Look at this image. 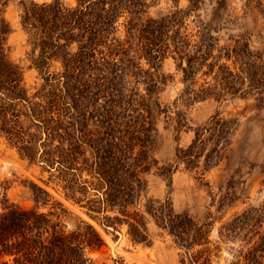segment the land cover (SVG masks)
I'll return each mask as SVG.
<instances>
[{
  "label": "trees",
  "instance_id": "trees-1",
  "mask_svg": "<svg viewBox=\"0 0 264 264\" xmlns=\"http://www.w3.org/2000/svg\"><path fill=\"white\" fill-rule=\"evenodd\" d=\"M171 1L173 8L156 17L148 16L154 0L24 2L19 21L36 71L28 86L9 55L8 0H0V140L47 175L43 186L29 184V209L10 203L2 188L0 264H94L89 254L105 245L102 236L80 218L69 229L70 213L56 195L107 233L125 228L134 245L151 246L154 227L178 250V264H215L222 245L227 264H264V197L221 223L211 239L222 219L215 215L241 199L234 177L216 193L205 184L203 220L147 197L153 170L169 182L183 165L203 179L228 158L240 127L239 118L217 112L192 129L185 113L174 111L176 130H192L193 140L159 168L156 150L170 113L160 103L164 60L181 75V102L241 100L264 108V58L250 37L224 40L208 27L198 12L210 0H186L184 9L182 0ZM257 6L261 0H244L247 11Z\"/></svg>",
  "mask_w": 264,
  "mask_h": 264
},
{
  "label": "rangeland",
  "instance_id": "rangeland-1",
  "mask_svg": "<svg viewBox=\"0 0 264 264\" xmlns=\"http://www.w3.org/2000/svg\"><path fill=\"white\" fill-rule=\"evenodd\" d=\"M46 2L49 0H8L5 18L10 24L11 34L8 38L10 58L18 63L25 72L28 86L36 83V71L32 68V48L27 35L20 25L19 16L22 4L29 2ZM187 1L182 0L179 8L184 9ZM173 8L171 0H154L148 10V16L156 17L168 13ZM201 20L210 28L219 31L218 35L226 40L229 35L246 34L250 37V44L254 50L263 53L264 58V0L261 6L250 11L244 8V0H210L198 12ZM233 20V21H232ZM193 18L188 21V28H194ZM162 72L167 77V87L160 95V103L170 109L168 119L161 127L160 140L156 150L158 167L173 164L178 148H185L193 140L192 130L177 131L171 120L173 112L180 110L185 113L188 126L195 129L204 125L215 113L221 112L225 116L240 119L239 132L231 147V153L218 167L205 173L203 179L195 172H188L183 165L173 173L171 181L153 170L148 176L147 197L156 200L168 199L177 213L188 212L192 216L203 220L208 211L210 198L207 187L217 192L220 184H225L234 177L240 189V201L225 208L216 217L222 218L214 224L211 233L212 241L217 239V229L233 215L243 210L247 204L255 203L264 197L262 183L264 181V108H258L253 101L236 100L219 106L207 102H181L184 85L181 75L175 69L172 59L168 58L161 64ZM47 175H41L36 166H29L19 158L16 151L5 141L0 140V192L5 188L10 203L25 209L34 207L29 192L31 182L43 186L41 180ZM199 178V179H198ZM52 192V191H51ZM53 193V192H52ZM70 215L65 219L69 229L78 224V218L88 221L95 226L103 238L104 246L99 251L89 254L94 264H113L123 261L124 264H178V250L167 236L157 235L154 227H150L154 234L151 246L134 245L126 236L125 228L113 233H107L94 222L90 221L79 208L64 201ZM47 212L49 208H40ZM213 210V209H211ZM230 259L228 246L222 245L219 258L215 264H227Z\"/></svg>",
  "mask_w": 264,
  "mask_h": 264
}]
</instances>
